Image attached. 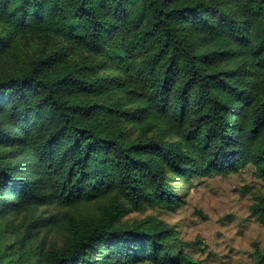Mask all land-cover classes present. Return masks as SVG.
<instances>
[{
	"label": "trees",
	"instance_id": "obj_1",
	"mask_svg": "<svg viewBox=\"0 0 264 264\" xmlns=\"http://www.w3.org/2000/svg\"><path fill=\"white\" fill-rule=\"evenodd\" d=\"M249 166L264 181V0H0V217L64 209L62 245L0 264H200L123 219L173 211L171 175Z\"/></svg>",
	"mask_w": 264,
	"mask_h": 264
},
{
	"label": "rangeland",
	"instance_id": "obj_2",
	"mask_svg": "<svg viewBox=\"0 0 264 264\" xmlns=\"http://www.w3.org/2000/svg\"><path fill=\"white\" fill-rule=\"evenodd\" d=\"M102 72L117 74L114 67ZM170 183L180 196L173 211L147 208L123 221L132 223L149 216L163 220L174 227L187 255L200 264H264L254 247L257 243L264 249V224L250 210L256 197H264V181L255 176L253 166L228 177L195 175L186 181L171 175ZM62 210L55 205L43 207L40 223L34 224L24 216L0 217V261L7 263L28 252L31 239L39 240L35 244L62 245L63 235L51 217Z\"/></svg>",
	"mask_w": 264,
	"mask_h": 264
}]
</instances>
